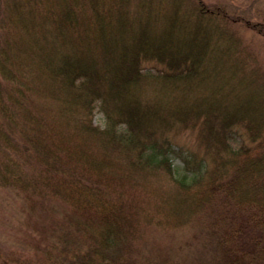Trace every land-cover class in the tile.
<instances>
[{"label": "trees", "instance_id": "16d2710c", "mask_svg": "<svg viewBox=\"0 0 264 264\" xmlns=\"http://www.w3.org/2000/svg\"><path fill=\"white\" fill-rule=\"evenodd\" d=\"M7 198L0 264H264V0H0Z\"/></svg>", "mask_w": 264, "mask_h": 264}, {"label": "rangeland", "instance_id": "374dc122", "mask_svg": "<svg viewBox=\"0 0 264 264\" xmlns=\"http://www.w3.org/2000/svg\"><path fill=\"white\" fill-rule=\"evenodd\" d=\"M238 2H243L245 4V3H248L249 0H238ZM94 123L100 126L104 124L103 114L98 109L97 111H95ZM171 137H172V140L174 141V144L172 146L174 149V151L172 152V156L174 158L176 165L182 164L181 157H180V151L182 152V150L193 148L195 150L202 152L201 147L203 146L200 145L199 138H198L196 131L192 129H186V130H180L178 132H173ZM230 142L233 146L236 147L239 145L241 140H240V137L236 135L230 140ZM2 196L5 197L6 195H2ZM5 202L6 203L8 202L5 207H2L0 205V214L5 213L9 208L10 210L9 212L12 216L17 217L18 219L24 218V215L19 213L16 209L18 205L17 199L13 201L12 199L7 198ZM191 234H192V230H189V231L186 230L185 232H181V233L153 231L152 233L151 232L148 233L147 239H148V242H152L154 245L157 244L156 245L157 247H161L169 251L170 253H174L179 256L180 255L184 256L185 254H193L198 251L196 242H194V244L191 247L187 246L186 242H188V240L190 239ZM181 243L182 245H180Z\"/></svg>", "mask_w": 264, "mask_h": 264}]
</instances>
